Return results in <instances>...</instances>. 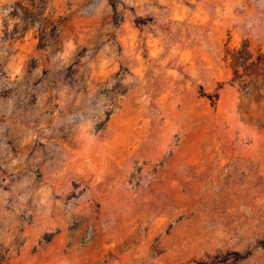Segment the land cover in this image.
I'll return each instance as SVG.
<instances>
[{
  "label": "rangeland",
  "instance_id": "1",
  "mask_svg": "<svg viewBox=\"0 0 264 264\" xmlns=\"http://www.w3.org/2000/svg\"><path fill=\"white\" fill-rule=\"evenodd\" d=\"M29 25L49 62L0 69V231L59 233L48 190L103 215L82 264H264V0H0L2 61Z\"/></svg>",
  "mask_w": 264,
  "mask_h": 264
},
{
  "label": "crops",
  "instance_id": "2",
  "mask_svg": "<svg viewBox=\"0 0 264 264\" xmlns=\"http://www.w3.org/2000/svg\"><path fill=\"white\" fill-rule=\"evenodd\" d=\"M39 34L41 35V40H45V51L40 52V50L35 48V43L39 39L37 25L33 26V28L29 25V29L25 28L21 37L15 36L13 40L7 42V44L11 43L9 44V48L12 50L10 52L13 53L5 57V62L2 61V56H0V69L6 73L8 72L10 75L12 74V77L20 81L21 79H25L24 76L28 77L29 74L31 78L32 73L35 74L34 72H37L39 69L38 67H29L27 62L29 58L37 59L38 63L43 65L42 68L48 64L50 52L48 49L50 45L46 40L48 28L45 30L41 29ZM0 46L1 48H5L6 51L8 50L5 43L0 44ZM19 83L22 84V81ZM46 186L37 185L36 183L30 185L31 190L34 191L38 189L41 191L47 190L43 188ZM51 203H55L58 206L56 221L63 223V227L59 233L52 234L47 241L43 240L42 236L50 228V222H42V225H39L40 221L36 219L22 233H18L17 231H11L10 233L5 232L6 230L0 231V264H52L51 258L54 255L57 256L58 264H82L83 260L88 261L90 258L96 257L92 256V250H90V247L93 245L90 243L94 240L95 235L93 233H91V236L84 235L87 232L82 233L83 229L80 223L85 216L89 217L87 223L103 221L104 219L101 218L103 215L95 214L94 211L89 210L88 203L87 208L81 210V204L78 205L79 203L67 204L65 202H55L50 197L48 190L41 198H35L33 201L34 205L46 208ZM98 216L101 219H98ZM83 240L85 243H83ZM106 241L104 240L102 243L106 245ZM2 253L4 255L1 256Z\"/></svg>",
  "mask_w": 264,
  "mask_h": 264
}]
</instances>
